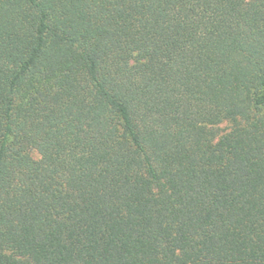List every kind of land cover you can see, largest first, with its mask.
Instances as JSON below:
<instances>
[{
    "label": "trees",
    "instance_id": "obj_1",
    "mask_svg": "<svg viewBox=\"0 0 264 264\" xmlns=\"http://www.w3.org/2000/svg\"><path fill=\"white\" fill-rule=\"evenodd\" d=\"M0 264H264V0H0Z\"/></svg>",
    "mask_w": 264,
    "mask_h": 264
},
{
    "label": "rangeland",
    "instance_id": "obj_2",
    "mask_svg": "<svg viewBox=\"0 0 264 264\" xmlns=\"http://www.w3.org/2000/svg\"><path fill=\"white\" fill-rule=\"evenodd\" d=\"M228 126H229V123H227V122H223V123L220 125V127H221L222 129H227ZM32 154H33L34 157H37V156H38V154H37L36 152H35V153L32 152Z\"/></svg>",
    "mask_w": 264,
    "mask_h": 264
}]
</instances>
